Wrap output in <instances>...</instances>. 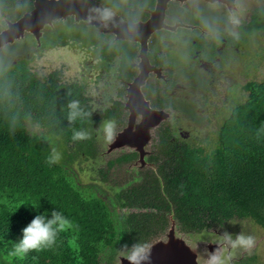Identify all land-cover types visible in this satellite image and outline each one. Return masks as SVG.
<instances>
[{
    "label": "trees",
    "instance_id": "obj_1",
    "mask_svg": "<svg viewBox=\"0 0 264 264\" xmlns=\"http://www.w3.org/2000/svg\"><path fill=\"white\" fill-rule=\"evenodd\" d=\"M20 70H9L5 81L0 76V264H114L122 244L141 238L149 243L165 231L171 214L188 233L222 227L234 217L264 228V76L245 84L246 99L231 108L210 149L173 141L170 129L163 128L157 145L163 152L149 158L157 169L142 172L128 203L121 202L145 209L118 215L101 190L78 182L68 167L78 158L86 162L95 157L91 138L72 139L74 130L90 132L88 115L68 119V105L79 102L78 86L58 85L53 79L46 86ZM28 117L44 125L51 139L30 133ZM71 142L76 146L67 162L64 157L52 166L45 162L55 144L61 148L60 143ZM136 157L135 152L113 157L109 172L98 174L109 180L105 173ZM29 201H40L39 212L63 209L79 227L63 234L52 249L20 260L8 252L10 241H18L37 214L30 205L20 207Z\"/></svg>",
    "mask_w": 264,
    "mask_h": 264
},
{
    "label": "flooded vegetation",
    "instance_id": "obj_2",
    "mask_svg": "<svg viewBox=\"0 0 264 264\" xmlns=\"http://www.w3.org/2000/svg\"><path fill=\"white\" fill-rule=\"evenodd\" d=\"M54 1L65 2L64 12L54 11ZM73 3L74 7L69 8ZM86 3L100 6V16L97 20L86 19L83 10ZM81 5L82 8H77ZM37 10L34 18L38 17L37 22H34V19L28 21L27 29L22 33L21 21L25 18L27 20V17ZM194 19L201 23L193 22ZM234 20L238 23H234ZM206 22L209 24L208 28ZM201 27L203 30H200ZM69 31H75L77 36H82L83 43L78 42L83 46L79 57L85 52L96 54L94 60L97 67H94L96 63L91 61L87 63L91 70L94 69L97 73L98 80L104 79L115 84L114 96L108 97L104 93L105 98L98 109L92 106V97L78 80H64L63 70L50 73L47 81H41L42 78L35 73L39 57L49 50L53 51L56 35L61 38L78 39L67 33ZM173 42L177 47L181 42L184 44L187 56L184 61L179 62L181 58L177 55L171 61L169 44ZM242 50H245L248 56L229 64V60ZM255 60H259V63L255 64ZM19 66L34 80H40L46 86L52 79L58 85L78 86L79 107L89 116L88 126L90 125V138L95 146V159L99 154V128L103 122L107 120L115 122V136L130 123L132 133L136 126L141 131L145 130L147 123L154 121L155 111L167 114L176 111L180 106L177 104L179 100L175 98L174 88L177 66L178 70L181 68L190 72L192 79L197 83L198 80L203 81L207 86L215 83L217 78L221 79L226 73L228 77H232L243 71L255 72L256 67L263 69L264 0H0V76L5 77L4 81L7 80L9 70ZM199 69L204 73L202 79H198ZM141 75H144V79L138 85V90H134L133 87ZM57 78L60 79V83ZM252 80L258 79H246L242 86L245 99L248 91L244 86ZM168 117L162 118L158 124L148 129L149 141H154L152 143L154 150L148 149L150 153L146 164L136 171L117 173L115 170L109 175L105 173L109 180L120 179L118 182L114 181L113 185L115 189L119 188V193L114 196L116 198L121 196L122 203H128L126 199L132 195L133 187L143 179L142 172L146 169L148 171L157 169V164L149 161V158L160 151L163 152V149L157 147L163 128L170 129L173 141L182 140L189 144H197L189 140L190 137L176 132ZM25 120L27 123L29 117ZM219 129L220 126L215 138ZM45 130L48 131L47 128ZM131 152L137 153L136 159L123 162L117 170L126 169V164L139 159L138 150L126 148L121 153L110 155L97 172L99 173L101 169L109 172L108 162L111 158ZM96 175L97 178L102 177ZM122 203L121 208H137L136 211L145 209L134 202L125 207ZM131 212L130 210L125 214L129 215ZM169 218L171 219V215ZM239 259L236 264H240ZM250 259L256 262L255 256L250 255Z\"/></svg>",
    "mask_w": 264,
    "mask_h": 264
},
{
    "label": "rangeland",
    "instance_id": "obj_3",
    "mask_svg": "<svg viewBox=\"0 0 264 264\" xmlns=\"http://www.w3.org/2000/svg\"><path fill=\"white\" fill-rule=\"evenodd\" d=\"M38 10L29 15L27 20L25 18L21 21L20 27L22 33H24V30L27 29L28 21L35 18V14L38 13ZM38 16L41 15L38 14ZM37 19L38 17L34 19V22H37ZM192 21L195 23H201V21L196 19ZM208 27L209 24L206 22V28ZM200 30H203V28L201 27ZM74 32L75 31H69L67 33L78 39L61 38L59 35H56L53 42V51L50 52L49 50L48 53L39 57L40 60L37 62L35 67V73L42 78L41 81H47V76H49L50 73L55 71L61 72L63 70V76L65 77L64 80H78V82L85 87L86 92L92 97V106L95 109H98L101 106V102H103V99L105 98L104 93H106L108 97L114 96L115 84L104 79L98 80L95 70H91V67H89L87 63L88 61L96 63V60H94L96 58V54H89L85 52L79 57L83 46L78 44V42L81 41L83 43V39L82 36H77ZM69 50L76 53L70 52ZM185 51L186 48L182 42L178 44V47L175 42L169 44L171 61H173V57L175 55L181 58L179 62L184 61L187 57L185 55ZM245 56H248V53L245 50H242L238 52L236 57L234 56L231 60H229V64L235 63L239 58ZM258 63L259 60H255V64ZM94 67H97V63ZM256 70L257 71L255 72L243 71L240 74L236 73L232 77H228V73H226L223 74L221 79L217 78L215 83L207 86L203 81L200 82L198 80L199 83H197L194 79H192L190 72L182 70L181 68L178 70L177 66L176 78L174 80L176 84L174 88L176 94L175 98L176 100H179L177 104L180 106H178L176 111L172 114L164 113L163 115H166V117L169 116L168 118L173 123L176 132L178 131L182 133L183 136L187 138L190 137L189 140H193L192 142L194 143L208 145L207 147L210 149L214 145L213 140L215 139V133L221 125L222 119L229 114L231 107L234 104L245 100V97L242 94L244 81L249 78L259 79L264 75V68L258 69V67H256ZM198 72V79H202L204 75L202 69H199ZM143 76L144 75H141V79H138L135 83L133 87L134 90H138L137 84L143 81ZM57 79L60 83V79ZM233 90H235V92H233ZM238 90L240 92H238ZM144 124H146L145 121ZM149 124H151V122ZM26 127L30 133H40L47 139H51V133H48L42 125L38 122L30 120V118L26 123ZM150 127L151 126L148 125V129ZM131 129L132 123H130L123 131L113 136L111 140H106L103 133L99 131V154L96 158H93L94 160L90 159L86 162L83 161L84 159L82 160L78 158L75 163L68 165L70 171L76 176L78 182H81L83 185L92 184L96 186L97 191L100 192L101 190V196L109 202L112 210L118 215L123 214V210L124 213H128L130 210L136 211L137 208H121V196H117L119 197V201L114 196L117 192L119 193V188L115 189L113 185L114 181H105L101 177L97 178L96 174H98L97 170L101 165L105 164L110 155L121 153V151L126 150V148H134L135 151H139L138 146L140 144V140L145 138L147 140H145L144 143V153L139 154V159L135 160V163L132 162L130 164H126V169L123 168L122 170H117L116 168L115 170L117 173L131 172L134 170L136 171L138 168L142 167V165L146 164L150 153L148 149L154 150V144H152L154 141H149L150 134L148 130V132L146 131L148 134L147 137V135L145 136L144 131L139 130L137 126L133 133L131 132ZM60 144L61 148L59 147V144H55V148L60 152L61 159L64 157L65 162H67V160H69L71 147L75 148L76 144L74 142H71L70 144ZM62 152H64V154ZM225 230L231 233L243 231L245 234L254 236L256 240L255 247L249 251L242 249L235 250L230 264H236L240 257H242L239 259L240 263L247 261L251 263L253 262V264H264V228L249 218L242 219L234 217L222 227L214 228L209 231L204 230L201 233H188L180 229L178 221L171 215L170 223L166 227L165 231L159 233V236L154 237L149 242V246L151 250L155 242H165L171 235H174L181 243L189 247L192 252L197 254V257H195L196 264H204L206 253L215 249V240L218 238L219 234ZM181 243L180 245L182 246ZM250 255L255 256L256 262H254L253 259H250ZM124 262H127V259L124 257L119 248L117 255H115L114 264H123Z\"/></svg>",
    "mask_w": 264,
    "mask_h": 264
},
{
    "label": "clouds",
    "instance_id": "obj_4",
    "mask_svg": "<svg viewBox=\"0 0 264 264\" xmlns=\"http://www.w3.org/2000/svg\"><path fill=\"white\" fill-rule=\"evenodd\" d=\"M238 23V21H233ZM68 119L74 121L87 113L79 107L78 101H72L69 105ZM116 125L112 120L105 121L99 131L106 140H111L115 134ZM91 137V133L85 129L73 131V140H85ZM61 154L56 148H52L47 154L45 162L49 165L57 164ZM30 205L37 212L34 218L22 229V237L18 241H10L8 255L23 260L30 253H40L52 249L61 240L63 234L78 230V225L65 214L63 209L55 207L52 210L39 212V202H25L20 205ZM19 207V208H20ZM172 215V214H171ZM174 217V216H173ZM216 247L206 253L204 264H230L233 252L237 249L249 251L255 247V237L245 234L243 231L231 233L223 231L215 240ZM120 251L127 259L128 264H151V250L147 240L136 239L129 245L124 243Z\"/></svg>",
    "mask_w": 264,
    "mask_h": 264
},
{
    "label": "water",
    "instance_id": "obj_5",
    "mask_svg": "<svg viewBox=\"0 0 264 264\" xmlns=\"http://www.w3.org/2000/svg\"><path fill=\"white\" fill-rule=\"evenodd\" d=\"M53 9L55 12H64L65 10V2L63 1H54L53 2ZM75 3L70 4L69 8H73ZM77 8H82V5L80 7L77 6ZM83 10L86 13V19L88 21H94L97 20L100 16V6H95L94 4L89 5L86 3L85 8ZM131 29V28H130ZM132 29H140L142 28H132ZM141 79V77L139 78ZM141 83V82H140ZM137 84V85H140ZM151 111L154 113V111L151 109ZM164 112H158L155 111V119L151 124H147L146 129L143 130L145 133V136L148 134L146 131L148 130V125H156L160 122L162 118H165L166 115H163ZM148 132V131H147ZM145 139L140 140V144L138 146L139 154L144 153V143ZM173 216V214H172ZM180 240L178 238H175L174 235H171L167 241H157L153 244L151 249V264H196V258L197 254L192 252L191 249L187 246H185L183 243L182 246L180 245ZM123 264H128L127 262H124Z\"/></svg>",
    "mask_w": 264,
    "mask_h": 264
},
{
    "label": "bare ground",
    "instance_id": "obj_6",
    "mask_svg": "<svg viewBox=\"0 0 264 264\" xmlns=\"http://www.w3.org/2000/svg\"><path fill=\"white\" fill-rule=\"evenodd\" d=\"M152 174V173H151Z\"/></svg>",
    "mask_w": 264,
    "mask_h": 264
}]
</instances>
